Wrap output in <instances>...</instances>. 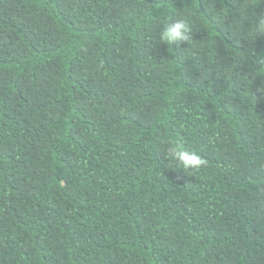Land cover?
Returning a JSON list of instances; mask_svg holds the SVG:
<instances>
[{
	"label": "trees",
	"instance_id": "obj_1",
	"mask_svg": "<svg viewBox=\"0 0 264 264\" xmlns=\"http://www.w3.org/2000/svg\"><path fill=\"white\" fill-rule=\"evenodd\" d=\"M240 3L0 0V264H264V38ZM182 16L193 42H162Z\"/></svg>",
	"mask_w": 264,
	"mask_h": 264
},
{
	"label": "clouds",
	"instance_id": "obj_2",
	"mask_svg": "<svg viewBox=\"0 0 264 264\" xmlns=\"http://www.w3.org/2000/svg\"><path fill=\"white\" fill-rule=\"evenodd\" d=\"M229 11L226 8L223 12H217V21H222ZM238 11L240 17L235 22L237 30H242V35L253 42L264 38V0H242ZM162 23L163 30L160 33L162 42L168 44H181L185 41L193 42L191 17L182 16V18L174 20L165 17ZM253 54L258 60L264 62V55H257L255 50H253ZM257 91L264 92V85H259ZM168 155L186 171L199 170L206 164L205 158L198 150L190 149L175 140L169 141Z\"/></svg>",
	"mask_w": 264,
	"mask_h": 264
}]
</instances>
